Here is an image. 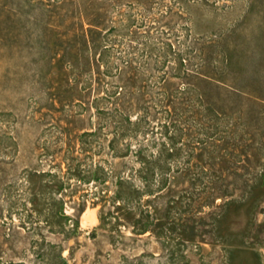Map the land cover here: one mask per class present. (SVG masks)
Returning <instances> with one entry per match:
<instances>
[{"label":"rangeland","instance_id":"1","mask_svg":"<svg viewBox=\"0 0 264 264\" xmlns=\"http://www.w3.org/2000/svg\"><path fill=\"white\" fill-rule=\"evenodd\" d=\"M0 264H264V0H0Z\"/></svg>","mask_w":264,"mask_h":264},{"label":"trees","instance_id":"2","mask_svg":"<svg viewBox=\"0 0 264 264\" xmlns=\"http://www.w3.org/2000/svg\"><path fill=\"white\" fill-rule=\"evenodd\" d=\"M137 226L140 227V226H142V225L139 224V225H137ZM143 226H144V225H143ZM144 228H146V227H144ZM144 228H143V229L137 228V231H143V230H145Z\"/></svg>","mask_w":264,"mask_h":264}]
</instances>
